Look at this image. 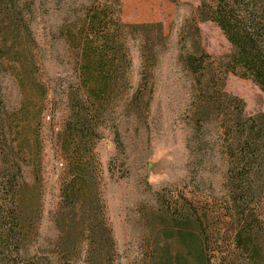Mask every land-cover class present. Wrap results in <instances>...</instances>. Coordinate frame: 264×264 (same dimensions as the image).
Returning a JSON list of instances; mask_svg holds the SVG:
<instances>
[{"label":"trees","instance_id":"obj_1","mask_svg":"<svg viewBox=\"0 0 264 264\" xmlns=\"http://www.w3.org/2000/svg\"><path fill=\"white\" fill-rule=\"evenodd\" d=\"M33 7L34 0H0V67L7 58L17 64L22 95L14 114L3 110L0 98V264H53L52 258L61 264H115L96 151L99 129L131 89L130 36L139 40L141 72L126 107L140 115L150 104L152 71L167 35L160 22L122 21L120 0H93L60 30L74 70L67 83L68 116L57 133L65 164L52 217L56 236L46 250L36 247L43 212L37 127L53 79L38 73L37 41L24 14L30 21ZM199 21L218 26L231 46L228 55L216 58L203 48ZM178 42L177 60L190 76L192 128L219 125L223 194L218 205L159 195V210L148 218L158 232L142 264H264V112L247 116L243 99L224 89L232 73L264 95V0H201ZM114 136L122 148L116 127ZM24 165L32 182L24 177Z\"/></svg>","mask_w":264,"mask_h":264},{"label":"rangeland","instance_id":"obj_2","mask_svg":"<svg viewBox=\"0 0 264 264\" xmlns=\"http://www.w3.org/2000/svg\"><path fill=\"white\" fill-rule=\"evenodd\" d=\"M91 1L34 0L30 21L28 13H24L37 41L40 78L48 75L53 79L50 84L53 89L37 127L43 212L36 247L46 250L50 249L51 240L56 236L52 217L59 202L60 164H65L57 133L68 116L67 83L74 70L67 47L59 38L60 30ZM200 2L120 0L122 21L162 23L167 46L158 53L152 71L150 87L153 94L148 109L143 114H133L126 104L140 80L141 57L138 38L130 36L131 89L119 97L108 113L106 124L99 129L96 151L102 171L106 215L117 250L115 264H142L148 246L158 232L148 218L159 210V195L172 199H180L182 195L194 201H208L211 205L221 202L226 163L218 138L219 125L213 122L199 132L192 128L190 76L177 60L180 30L188 18L196 16ZM198 27L201 45L208 53L221 58L231 52L230 44L215 23L199 21ZM17 51L15 46L12 53ZM14 65L17 66L7 58L0 67V98L3 110L10 114L18 113L22 101ZM224 89L243 99L247 116L264 112V95L252 81L228 73ZM115 127L122 148L116 146ZM12 140L9 136L7 142ZM23 174L28 182H32L30 167L24 165ZM51 262L61 264L56 258Z\"/></svg>","mask_w":264,"mask_h":264}]
</instances>
